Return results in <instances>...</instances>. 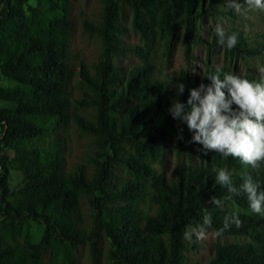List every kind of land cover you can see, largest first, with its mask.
Here are the masks:
<instances>
[{
  "label": "trees",
  "instance_id": "trees-1",
  "mask_svg": "<svg viewBox=\"0 0 264 264\" xmlns=\"http://www.w3.org/2000/svg\"><path fill=\"white\" fill-rule=\"evenodd\" d=\"M32 1L34 4L4 0L0 8V75L13 82V86L0 85V264H75L77 247L88 241L93 250L98 233L108 240L111 264H183L185 252L193 245L192 239L184 238L185 230L198 228L207 215L211 225L205 228L215 232L223 228L225 217L233 214L241 226L232 224L223 236L245 235L250 241L215 244L206 264H264V216L251 212L246 194L232 195L225 201L238 210L219 208L211 202L213 197L230 195L215 182L214 170L220 168L232 173L235 187L251 176L259 185L258 191H264V161L252 168L239 158H223L215 150L205 155L203 145L190 142L193 133L187 124L174 120L168 111L177 99L186 103L191 89L201 83L210 85L208 76L220 74L223 78L227 69L214 72L206 68L200 82L180 70L171 88L154 77V66L145 56L139 54L142 64L125 76L105 59L110 52L120 51L115 46L120 7L129 6L132 25L145 38L154 31L170 41L175 27L183 26L187 47L195 21L220 14L217 0L208 4L204 0H103L99 26L82 21L84 30L99 36L103 58L91 68L79 63L80 84L86 90L74 103L91 108L92 115L71 116L76 128L92 136L97 147L90 176L83 164L66 171L56 139L58 129L70 117L67 83L72 0ZM225 32L238 38L233 49L224 47L231 54L264 51L263 41L255 48L245 47L236 29ZM217 39L214 34L207 51L220 46ZM178 83L185 85L179 97ZM178 135L183 139H177ZM172 136L178 152L184 148L189 154L196 151L199 162L178 164L174 180L168 182L151 169L147 159L163 164ZM47 138H53L51 150L41 146ZM5 150L12 155H4ZM7 160L23 178L15 193L8 187ZM117 167L126 172L127 179L115 182ZM145 183L156 205L154 215L138 207ZM82 196L92 211L88 229L78 223ZM96 201L101 202V209L96 208ZM30 220L44 228L37 242L27 239L24 232ZM45 254L47 261L43 262Z\"/></svg>",
  "mask_w": 264,
  "mask_h": 264
},
{
  "label": "rangeland",
  "instance_id": "rangeland-1",
  "mask_svg": "<svg viewBox=\"0 0 264 264\" xmlns=\"http://www.w3.org/2000/svg\"><path fill=\"white\" fill-rule=\"evenodd\" d=\"M0 1V8L2 2ZM30 3L34 4L32 0ZM209 0H204L208 4ZM244 3V0H240ZM217 9L220 14L208 15L204 19L195 21V32L192 39L185 46L183 41L184 28L181 25L175 27V32L170 41L161 38L156 32H149L148 37L142 36L132 25V13L129 6L124 5L119 15L115 31L118 37L120 48L118 53L110 52L105 59L117 66L123 76L129 69L142 64L145 56L154 66V77L170 87H174L173 77L180 70L185 71L188 76L195 78L197 82L202 80V75L206 68L216 71L220 68L227 69L229 74L237 75L241 78L250 77L253 80H260L259 68L264 67V51L260 54L249 55L243 53L231 54L224 47L214 46L209 51L207 48L212 41L217 25L225 31L234 28L240 33L244 40L245 47L255 48L262 41L264 43V11L259 9H248L246 6L240 12L228 7V0H217ZM103 0H72V31L69 42V79L67 83V95L71 101L69 119L58 129L56 139L61 147V153L65 160V169L69 171L77 164L85 166V173L90 176L93 172L92 159L97 150L94 138L88 134L80 132L71 118L73 113L86 117L92 115L91 108H80L74 103L75 100L82 98L85 86L80 84L79 63L83 62L87 68L97 62L101 57L102 44L99 36L94 31L84 30L82 21L86 20L95 26L101 22ZM198 37V38H197ZM194 40H197L195 42ZM141 49L142 51H139ZM141 56H140V55ZM13 86V82L5 80L0 75V85ZM2 104H0L1 106ZM48 125V124H47ZM53 138L46 139L42 143L45 149H52ZM168 144V154L163 164L158 161L147 159L151 169L155 173L163 174L168 182L175 178L178 164L188 166L198 164V155L194 151L189 154L184 148L183 151L177 150L175 137L172 136ZM7 157L12 155L11 151H3ZM8 166V187L11 193L17 192L23 182L21 172L15 164L6 161ZM115 182L127 179V174L120 167L114 169ZM144 193L140 198L138 207L144 212L154 215L156 205L150 200V188L145 183ZM102 204L96 201V208L101 209ZM223 208L238 210L232 202H225ZM92 211L88 206L87 200L82 196L78 223L88 229L92 223ZM41 223L30 220L25 227V235L32 242L39 241L43 233ZM264 231V227L262 228ZM214 231L205 228L206 239L198 240L193 234L192 247L185 252L183 264H206L212 256L214 245L217 243H236L250 241L249 236L224 235L213 237ZM19 238V240L23 239ZM109 243L102 233H98L95 238V247L92 250L88 241L79 245L74 253L75 264H111L108 256ZM47 261V255L43 256V262Z\"/></svg>",
  "mask_w": 264,
  "mask_h": 264
},
{
  "label": "clouds",
  "instance_id": "clouds-1",
  "mask_svg": "<svg viewBox=\"0 0 264 264\" xmlns=\"http://www.w3.org/2000/svg\"><path fill=\"white\" fill-rule=\"evenodd\" d=\"M259 9L264 11V0H228V7L240 12L242 9ZM215 34L220 46L233 49L238 38L236 34H227L217 25ZM260 82L249 81L237 75L224 73L210 75L211 84L201 83L198 88L190 90L186 103L175 100L168 109L174 120L187 124L193 133L190 142L203 145L202 151L215 150L223 158H239L240 162L252 168H258L264 161V67L259 68ZM179 97L185 91V85H175ZM224 89L227 90V94ZM236 105V108H233ZM177 139H183L178 135ZM215 182L226 188L227 193L222 199L212 198L211 202L219 208L224 207L226 200L232 195L246 194L251 212L264 216V191H258V183L251 176L244 179L239 188L232 181V173L225 168L214 170ZM232 224L237 228L241 221L236 214L226 216L223 228L216 230L213 237H221ZM211 225L209 216H205L203 224L198 228L189 226L184 238L191 240L195 234L198 240L206 239L205 226Z\"/></svg>",
  "mask_w": 264,
  "mask_h": 264
},
{
  "label": "bare ground",
  "instance_id": "bare-ground-1",
  "mask_svg": "<svg viewBox=\"0 0 264 264\" xmlns=\"http://www.w3.org/2000/svg\"><path fill=\"white\" fill-rule=\"evenodd\" d=\"M1 161V160H0ZM2 168H1V165H0V172H1Z\"/></svg>",
  "mask_w": 264,
  "mask_h": 264
}]
</instances>
